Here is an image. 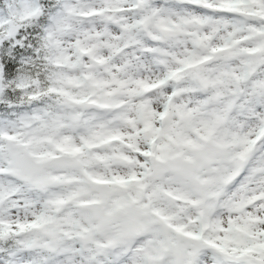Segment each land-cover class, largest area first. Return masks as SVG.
<instances>
[{
	"label": "snow or ice",
	"instance_id": "1",
	"mask_svg": "<svg viewBox=\"0 0 264 264\" xmlns=\"http://www.w3.org/2000/svg\"><path fill=\"white\" fill-rule=\"evenodd\" d=\"M0 264H264V0H0Z\"/></svg>",
	"mask_w": 264,
	"mask_h": 264
}]
</instances>
